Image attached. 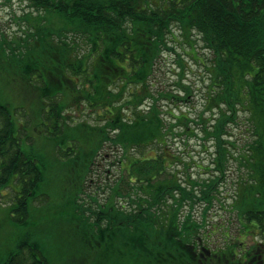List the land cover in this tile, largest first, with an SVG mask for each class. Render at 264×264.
<instances>
[{
    "label": "trees",
    "instance_id": "obj_1",
    "mask_svg": "<svg viewBox=\"0 0 264 264\" xmlns=\"http://www.w3.org/2000/svg\"><path fill=\"white\" fill-rule=\"evenodd\" d=\"M20 1L30 9L19 17L23 36L0 33V80L13 78L22 99L0 94V198L20 188L13 189L15 219L32 230L0 264H241L230 256L264 212V0ZM180 36L194 51L198 36L214 56L197 122L178 111L193 93L189 86L179 84L181 95L152 81ZM161 100L178 113L163 111ZM238 106L249 113L250 137L235 157L229 128L239 123ZM194 125L211 156L208 178L193 179V157L171 150L177 140L190 146L199 136ZM32 131L54 146L60 178L52 182ZM207 142H215L214 152ZM106 147L120 153V175L93 187ZM230 159L249 178L227 205L220 186ZM216 204L236 213L235 238L209 218ZM52 208L59 210L53 219L38 218ZM216 234L222 243L213 245Z\"/></svg>",
    "mask_w": 264,
    "mask_h": 264
},
{
    "label": "rangeland",
    "instance_id": "obj_2",
    "mask_svg": "<svg viewBox=\"0 0 264 264\" xmlns=\"http://www.w3.org/2000/svg\"><path fill=\"white\" fill-rule=\"evenodd\" d=\"M30 9L27 7L26 3H22L20 0H11L10 3L7 0H0V33L7 36L9 39H19L23 36L25 24L19 21V17L24 15ZM177 35H180V32L175 27L174 28ZM197 41L196 51L192 50L187 44H184L183 38L180 36L170 44L174 47L175 52L167 51L164 52L159 64L157 65V71L153 78V83L155 84V89L165 90L168 93H174L184 95L181 83L189 86L192 89V94L188 101L179 103L180 109L178 111L189 112L194 119L197 120V115L205 110V105L207 103V98L209 97L208 86L211 83L210 75L207 71V66H210V63L213 60V54L207 48L203 47V42L198 36L194 37ZM185 63L186 71L182 72L180 63ZM17 91V83L13 78H6L0 80V94L6 99H11L12 101L19 102L20 104L22 99L15 93ZM160 105L163 111L167 109H174L176 111V106L168 102V100H161ZM226 110V106H222ZM239 123L238 125H232L229 128L230 132V141L235 142L237 145L236 149H232V153L235 157L240 155L245 148V144L250 137L249 125L246 121L248 112L243 111L241 106H238ZM218 111V109H216ZM75 115H79V112H76ZM83 115H88L85 112ZM205 118L210 117V112H206ZM29 116V115H28ZM77 117V116H76ZM93 122V119L91 120ZM196 131L199 133L198 137H194L190 141V146L186 148L181 141H176L171 144V150L174 154L184 156L186 161H189V157H193L196 162L195 165L190 167L189 172L192 175L193 179L198 178H208L207 174L204 173L203 169L209 165L211 161V156L209 153L202 150L200 143V138L203 134L200 132L201 125H194ZM35 142L33 143V151L38 156V159L41 158L42 162H45L48 165L49 170V180L52 182L59 177V167L58 161L56 160V154L54 146L46 141L39 132L32 131ZM227 138V137H226ZM215 142H207L209 150L214 152L216 147H214ZM119 155L120 153L117 150L109 149L106 147L100 155L94 169V185L97 184L96 180L107 181V178L110 182L115 180L120 175V170L118 169L119 165ZM202 164L204 166H202ZM228 168V176L225 184L220 186L221 197L224 198L221 200L222 204L227 205L232 203L234 197L235 189L234 185L238 178L247 177V170L239 165V161L230 159ZM1 166V160H0ZM98 166V167H97ZM179 170H182V166H178ZM61 176L65 175L60 173ZM99 175V176H97ZM19 192L20 188H17L13 185L10 189L4 190V197L0 198V258L1 260L7 259L10 252L15 250V247L23 235L32 230L31 227H24L19 224L15 219L20 217L13 210V200L14 191ZM109 193L102 194L100 197V202L103 203L108 197ZM89 201V200H88ZM53 204H58L59 200L55 198ZM90 202V201H89ZM59 212L56 208L46 214H39L38 218L43 220L53 219L55 215ZM202 210L196 208L195 214L200 219ZM45 216V217H44ZM209 218L215 224L216 227H227L230 231L228 234L232 235L233 238L240 234V224L236 213H230L229 208L222 206L221 204H216L215 207L209 212ZM52 225L49 226V228ZM244 236V235H243ZM247 237H239L238 240H242L244 245H250L254 240H256V233L246 235ZM235 240V239H233ZM236 239V241H238ZM222 243V238L218 234L214 236L211 240V244L218 245ZM57 263V262H56Z\"/></svg>",
    "mask_w": 264,
    "mask_h": 264
},
{
    "label": "flooded vegetation",
    "instance_id": "obj_3",
    "mask_svg": "<svg viewBox=\"0 0 264 264\" xmlns=\"http://www.w3.org/2000/svg\"><path fill=\"white\" fill-rule=\"evenodd\" d=\"M241 180H243L242 177L238 178L235 182V193H238L242 187L240 184ZM261 219L262 222L257 224L255 229L256 240H254L250 245H244V242L239 240V248H235V255L230 256V260H237L241 264H264V212L261 215ZM243 237L244 236H242V238ZM230 239L231 241L228 244L231 248V245L235 242L232 238Z\"/></svg>",
    "mask_w": 264,
    "mask_h": 264
}]
</instances>
